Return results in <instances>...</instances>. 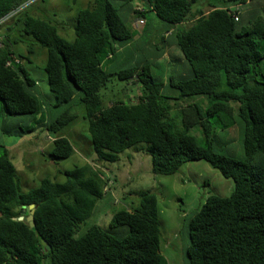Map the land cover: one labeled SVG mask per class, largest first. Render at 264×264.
<instances>
[{
  "label": "trees",
  "instance_id": "obj_1",
  "mask_svg": "<svg viewBox=\"0 0 264 264\" xmlns=\"http://www.w3.org/2000/svg\"><path fill=\"white\" fill-rule=\"evenodd\" d=\"M26 1L0 0V118L40 114L39 127L58 134L48 150L56 162L75 151L62 132L79 118L71 107L80 103L95 159L25 189L10 152L1 146L0 264H165L158 198L151 191L141 195L137 207L113 214L110 226L127 227L124 236L99 224L81 234L98 201L115 185L112 171L106 174L101 163L118 161L142 142L149 145L155 174H175L185 163L202 159L234 181L230 195H210L190 220L189 264H264V12L257 10L264 0H90L72 16V40L60 33L64 20L31 15L27 8L13 13ZM137 4L147 11L137 10ZM241 4L247 8L235 20L232 7ZM152 11L171 31L162 37L163 47L152 43L154 56L145 60L131 48L135 63L118 71L105 68V58L117 57L120 47L134 41L124 15L147 17ZM27 36L46 50L44 70L55 105H67L57 117L46 118L32 91L36 81L25 64L13 63V55L30 60L18 51L19 43L26 44L28 54L36 52ZM173 47L191 69L172 80L175 97L163 94L161 78L142 79L138 72ZM134 75L144 82L138 101L106 106L101 90L116 77ZM171 112L179 115L182 130H171ZM212 118L238 133L239 157L218 150ZM197 126L203 143L190 133ZM34 130L6 132L23 136ZM31 203L34 227L26 219Z\"/></svg>",
  "mask_w": 264,
  "mask_h": 264
},
{
  "label": "rangeland",
  "instance_id": "obj_2",
  "mask_svg": "<svg viewBox=\"0 0 264 264\" xmlns=\"http://www.w3.org/2000/svg\"><path fill=\"white\" fill-rule=\"evenodd\" d=\"M89 3L90 0H39L30 4L27 10L31 15L36 16L38 12H42L45 15L47 13L54 21L64 20L66 25L60 33L72 40L74 39L75 24V19L73 20L72 16L81 8L88 6ZM66 5L71 9L70 12H68ZM257 10L264 12V8ZM54 13L56 16H53ZM124 16L126 23L134 33L132 47H126V50L130 49L114 59H104V61L106 60L104 62L105 68L111 65L112 69L117 71L129 67L130 64L137 61L130 56L131 48L134 49L135 53H138L137 55H145L144 52L155 49L152 43L161 41L163 33L166 31L163 25H167L151 13L147 14V24L145 25L136 24V17L133 13ZM27 37L29 38L27 42L34 45L36 50L34 54H28L24 42L19 43L16 47L18 51L30 59L25 58L24 64L36 81L32 91L41 101L42 113L46 118L57 117L67 108V105L63 107L55 105L56 98L49 87L48 75L44 70L47 57L46 50L32 37ZM146 45L148 49H146ZM160 45L163 46L161 43ZM171 52H166L158 59L153 58V63L145 64V69L140 68L138 72L141 73L142 79H149L148 74L153 75L154 78H161L165 84L163 94L175 97V89L170 86L172 80L177 82L179 76L190 73L191 69L181 53L173 54ZM175 52L180 51L176 49ZM261 67L264 70V60ZM136 85L142 89L144 82L137 80ZM132 86L133 82L130 78L116 77L101 90L104 104L108 106L112 103L111 101L119 99H125L124 102L126 103H128L127 99L134 100L133 97L136 93L131 91L134 90ZM71 109L72 112L79 115V118L63 131L77 149L69 158L60 159L56 162L50 159V156L48 157L50 147L46 148L41 137L45 133L48 137L58 134L39 127L37 121L40 115L34 117L22 114L0 118V154L3 151L1 146L10 152L25 189L32 185H38L44 177L56 180V175L60 174L61 171L63 173L76 165H83L95 159L88 122L84 118L85 111L80 103L73 105ZM168 120L172 125V131L176 132L183 129L179 115L176 116L171 112ZM212 121L215 123L220 136L217 144L218 150L225 155L233 154L239 157L241 141L236 138L238 133L234 132L232 128L223 129L217 118H212ZM31 126L36 130L23 136L6 132V129L18 131L21 128L27 129ZM190 133L195 135L201 143L204 142V136L199 126L191 129ZM102 167L107 169L106 174L112 171L111 177L115 180V185L111 192L105 194L98 201L92 216L83 224L81 234L89 226L99 224L114 235L124 236L128 233L127 227L113 228L110 226L113 214L122 208L137 207L140 204L141 195L151 191L158 198L161 253L165 259V264H189L187 251L190 247V220L195 211L206 203L210 195L227 196L234 190V181L231 178L224 177L219 169L202 159L185 163L175 174H155L152 171V156L149 145L144 142L138 143L121 153L116 162L101 163L100 168Z\"/></svg>",
  "mask_w": 264,
  "mask_h": 264
},
{
  "label": "clouds",
  "instance_id": "obj_3",
  "mask_svg": "<svg viewBox=\"0 0 264 264\" xmlns=\"http://www.w3.org/2000/svg\"><path fill=\"white\" fill-rule=\"evenodd\" d=\"M36 1H39V0H27L25 3H23L22 5H20V7L19 8H17V9H15L14 11H13V13H15L16 11L17 12H19L22 8H27L30 4H32V3H34V2H36ZM136 9L137 10H139L140 12H145V11H147V8L145 7V6H143V5H141V4H137L136 6ZM245 7L247 8V6H246V4H241L240 6H238V5H235V6H233L231 9H232V12H233V15H234V19L235 20H238L239 19V17H240V13H242L243 11H245ZM238 10V11H237ZM150 12H151V10H150ZM149 12V13H150ZM152 14H154V15H156V13L155 12H153L152 11ZM157 16V15H156ZM158 17V16H157ZM4 18H9V16H6V17H4ZM4 18H2V19H4ZM139 19H143L144 20V23L143 24H141V25H145L146 23H147V17H142V16H136V18H135V23L136 24H139V23H137V21L139 20ZM1 20V19H0ZM170 33H171V31L170 30H167L166 31V34H165V36H168V35H170ZM1 38H0V45H1ZM174 49H175V51H176V47H173ZM173 52V51H172ZM171 52V53H172ZM169 53V52H168ZM165 54H166V50H165ZM12 58H13V63H16V64H24V59H22L21 57H19V56H12ZM109 58H111L110 57V55H109ZM8 62H11V64H12V61H8ZM8 62H7V65H9L8 64ZM10 64V65H11ZM138 73V72H137ZM141 74V73H140ZM131 80H132V82H133V88H134V90H131L132 92H135L136 94H135V96L133 97L134 98V100H133V102H128V103H131V104H134V103H136L137 101H138V99H139V97H140V95H141V93H142V89L140 88V87H138L137 85H136V81L137 80H141V78H140V75L138 76V75H134V76H132L131 78H130ZM135 97H136V99H135ZM117 101H121L120 99L119 100H117ZM112 103L114 102V101H111ZM111 103V104H112ZM110 104V105H111ZM109 106V105H108ZM40 115V114H39ZM41 116V115H40ZM48 131V130H47ZM48 132H50V131H48ZM63 133V135H65L64 134V131L62 132ZM37 136H39V135H37ZM65 136H67V135H65ZM55 138H56V136H52V137H50V135H49V137H48V135H47V133H45L44 134V136L43 137H41V139L43 140V142L45 143V146H46V148H48V147H50V149H51V147H52V144H53V142H54V140H55ZM47 141H48V144H47ZM74 148L75 149H77V147H75V145H74ZM49 149V150H50ZM47 151V150H46ZM45 151V152H46ZM214 167V166H213ZM110 184H112V182H111V179L109 180V185ZM30 212V211H29ZM47 248H49V246H47ZM162 254V253H161Z\"/></svg>",
  "mask_w": 264,
  "mask_h": 264
},
{
  "label": "crops",
  "instance_id": "obj_4",
  "mask_svg": "<svg viewBox=\"0 0 264 264\" xmlns=\"http://www.w3.org/2000/svg\"><path fill=\"white\" fill-rule=\"evenodd\" d=\"M259 8H264V6L262 5V6H259ZM245 10H246V7H245ZM152 14V13H151ZM154 15V14H153ZM156 16V15H155ZM157 17V16H156ZM159 23V22H158ZM147 24V23H146ZM168 25V24H167ZM167 25L166 24H164L163 25V28H166L165 30L167 31L168 30V27H167ZM162 28V29H163ZM166 31H165V33H163V37L165 36V34H166ZM160 43V42H159ZM132 44V43H131ZM127 47L129 46H131V45H126ZM126 46H123V47H120L121 48V50H120V53L122 54L124 51H125V47ZM163 47V46H162ZM170 51H173V54H176L177 52H175V49L174 48H171V49H166V52H170ZM152 50L150 49V50H148V51H146V52H144V53H146L145 55H144V58H142V60H144L145 58H147V57H149V58H152L154 55L152 54ZM132 53V52H131ZM130 53V54H131ZM119 55V54H118ZM141 57H143V55H141V56H139V59H141ZM114 58H116V56L115 57H113V58H108L107 60H110V59H114ZM120 100H122V101H124L125 99H120ZM127 101L128 102H133V100L132 99H127Z\"/></svg>",
  "mask_w": 264,
  "mask_h": 264
},
{
  "label": "water",
  "instance_id": "obj_5",
  "mask_svg": "<svg viewBox=\"0 0 264 264\" xmlns=\"http://www.w3.org/2000/svg\"><path fill=\"white\" fill-rule=\"evenodd\" d=\"M29 208H30V212H28L27 214V221L30 223V226L31 227H34L35 225V222H34V217H35V205L33 203H31L29 205ZM20 220H23L24 217L23 216H20L19 217Z\"/></svg>",
  "mask_w": 264,
  "mask_h": 264
},
{
  "label": "built area",
  "instance_id": "obj_6",
  "mask_svg": "<svg viewBox=\"0 0 264 264\" xmlns=\"http://www.w3.org/2000/svg\"><path fill=\"white\" fill-rule=\"evenodd\" d=\"M137 23H139V24H143V23H144V20H143V19H139V20L137 21ZM8 64L10 65L11 62H8Z\"/></svg>",
  "mask_w": 264,
  "mask_h": 264
}]
</instances>
